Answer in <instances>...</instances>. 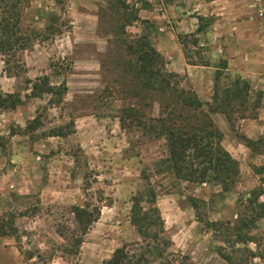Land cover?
<instances>
[{
	"label": "rangeland",
	"instance_id": "obj_1",
	"mask_svg": "<svg viewBox=\"0 0 264 264\" xmlns=\"http://www.w3.org/2000/svg\"><path fill=\"white\" fill-rule=\"evenodd\" d=\"M146 1L155 17L138 12L131 24L134 8ZM184 2L29 0L22 9L31 44L13 59L0 55V93L21 99L16 108L0 110V217L7 222L13 216L15 227L0 235V264H102L116 248L141 241L130 221L131 200L146 186L158 193L172 250L186 254L190 264H228L214 251L211 231L196 220L190 198L207 202L209 220H225L234 217L242 196L264 186V64L249 73L248 96L224 100L223 89L241 74L224 67L208 28L197 43L181 34L186 60L209 67L178 73L180 87L193 90L202 106L179 107L172 118L214 131L237 160L239 175L226 192L212 181L186 182L164 173L157 164L167 153L164 137L138 127L129 108L134 104L146 122L172 110L154 100L164 104L171 91L135 95L125 72L126 47L146 30L155 44L152 37L164 33L159 13L168 3L174 8ZM244 8L254 24L247 29L252 44L264 48V0H246ZM176 14L169 13L168 29L177 25ZM166 68L174 71L168 63ZM49 86L58 89L50 93ZM74 205L100 209L81 237ZM258 226L254 232L264 236V219Z\"/></svg>",
	"mask_w": 264,
	"mask_h": 264
},
{
	"label": "trees",
	"instance_id": "obj_2",
	"mask_svg": "<svg viewBox=\"0 0 264 264\" xmlns=\"http://www.w3.org/2000/svg\"><path fill=\"white\" fill-rule=\"evenodd\" d=\"M29 0H0V55L15 58L19 50L29 47L32 38L26 33L22 25V9ZM149 2L134 8L133 21L138 19L140 9H149ZM198 25L195 33L183 34L184 37H192L197 43L196 34L203 33L209 25V19L197 15ZM130 24V25H131ZM177 34L178 42L183 46L186 56L185 42ZM129 55L128 82L138 89L136 96L145 98L146 93L171 91L172 95L161 105L160 109L172 108L168 116L154 118L150 116L146 122L134 104L129 108L133 111L132 117L138 122V127L154 132L156 136L164 137L167 153L158 161L160 169L164 173L169 172L174 178L186 182H213L220 185L226 192L234 185L239 175L237 160L223 146L217 134L206 128L191 125L189 121L178 122L175 116L179 107L196 109L202 106L198 95L193 90H185L180 87V75L166 68L163 55L151 43L149 30L137 35L130 40L127 47ZM188 64H198L189 62ZM206 65V64H203ZM226 67V62H224ZM219 75L215 76L214 89L218 90ZM66 89V84L63 83ZM58 87L49 86L47 92L53 93ZM154 89V90H153ZM250 83L237 77L232 87L223 89V99L230 100L241 96H248ZM163 97V95H159ZM141 99V100H142ZM21 103L19 96L0 93V110L14 109ZM177 117H181L178 115ZM59 134H52L56 136ZM1 140V136H0ZM1 145V142H0ZM264 186L252 188L245 196L240 198L238 210L233 218L225 220H209L206 214L207 202L203 199L191 197L190 204L198 222L204 224L212 233L215 242L214 251L228 264H263L264 263V236L258 232V222L264 219ZM158 193L152 187H144L133 196L130 221L136 228L141 241L124 244L115 249L111 257L102 264H190L189 257L179 251L171 249L172 241L164 235V223L160 211L156 205ZM71 212L76 224L79 237L84 236L89 227L99 218L100 209L87 206H72ZM0 235H9L10 230H15L14 217L5 222L0 217ZM8 232H7V230ZM75 235V234H74ZM77 238V244L81 242ZM259 260V261H258ZM262 262V263H260Z\"/></svg>",
	"mask_w": 264,
	"mask_h": 264
},
{
	"label": "crops",
	"instance_id": "obj_3",
	"mask_svg": "<svg viewBox=\"0 0 264 264\" xmlns=\"http://www.w3.org/2000/svg\"><path fill=\"white\" fill-rule=\"evenodd\" d=\"M245 1L198 0L194 2V0H185V4L175 5L174 8L168 3L167 7L159 13L160 23L163 24L160 29L164 33L152 37L155 42L153 45L177 73L189 72L190 69L197 67H209V64H188L183 48L177 41V34L195 33L198 25L197 15L205 16L209 19L206 34L210 39H213V47L216 51H220V58L226 61V67L234 68L233 70L241 74L240 78L246 79L250 83L251 78L249 77L251 76L249 73L254 72V70L258 73L257 68L264 64V48H254L252 44L253 40L250 39L252 33H249L247 29H250L254 24L246 17ZM178 9H190L189 12L194 14L192 16L179 14ZM146 10L150 9H140L139 15H155L153 11ZM169 13H177L178 17L181 15L174 21L177 25L170 27V29H168L169 25L167 24L170 21L168 19ZM163 17L165 21H163ZM200 34L203 33L196 34V36ZM261 199L264 200V194Z\"/></svg>",
	"mask_w": 264,
	"mask_h": 264
}]
</instances>
